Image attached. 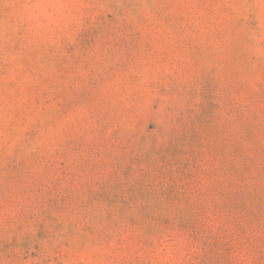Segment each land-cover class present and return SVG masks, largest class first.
I'll list each match as a JSON object with an SVG mask.
<instances>
[{
	"label": "rangeland",
	"instance_id": "1",
	"mask_svg": "<svg viewBox=\"0 0 264 264\" xmlns=\"http://www.w3.org/2000/svg\"><path fill=\"white\" fill-rule=\"evenodd\" d=\"M0 264H264V0H0Z\"/></svg>",
	"mask_w": 264,
	"mask_h": 264
}]
</instances>
